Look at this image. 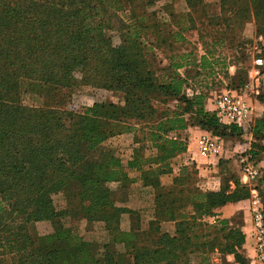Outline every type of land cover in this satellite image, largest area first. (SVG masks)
Segmentation results:
<instances>
[{
	"label": "trees",
	"instance_id": "trees-1",
	"mask_svg": "<svg viewBox=\"0 0 264 264\" xmlns=\"http://www.w3.org/2000/svg\"><path fill=\"white\" fill-rule=\"evenodd\" d=\"M185 2L191 12H204V0ZM127 4L131 2L0 0V249L9 256L0 264H213L216 251L249 264L242 253L245 234L218 219L220 209L249 199V190L235 181L230 195L225 188L202 192L193 188L188 167L177 173L171 163L188 151L181 132L190 126L223 142L240 140L245 131L221 123L206 108L208 93L190 88L186 70L194 46L184 36L187 29L166 35L177 51L166 80L144 56L141 37L150 26L133 30L122 23L123 43L114 44L106 30L112 20H120ZM220 4L222 15L234 14L238 24L254 19L264 33V0ZM211 60L201 56L199 70H212ZM182 69L187 75L180 74ZM246 81L229 88L240 89ZM23 82L44 93L79 86L118 91L125 105L31 108L22 103ZM170 101L176 103L174 109L168 107ZM130 121L148 124L139 129L142 137L135 136L133 155L125 159L105 146L132 132ZM247 132L252 137L249 154L256 158L264 153V117ZM166 179H172L171 186ZM113 183L123 194L133 184L162 191L154 196L155 221L146 231L139 224L121 230V218L129 211L117 206L122 197L110 188ZM59 194L69 195L68 209L57 210L54 197ZM68 216L89 225L103 223L111 242L93 243L65 227ZM44 222L53 233L40 236L36 224ZM161 222L173 223L175 233H161ZM206 231L223 234L210 241Z\"/></svg>",
	"mask_w": 264,
	"mask_h": 264
},
{
	"label": "rangeland",
	"instance_id": "rangeland-1",
	"mask_svg": "<svg viewBox=\"0 0 264 264\" xmlns=\"http://www.w3.org/2000/svg\"><path fill=\"white\" fill-rule=\"evenodd\" d=\"M128 1L131 2V4H127L125 10L119 12L120 20L115 19V21L112 20L110 22L111 27L106 30V34L108 37L112 38L114 44L118 46L123 43L124 39L123 33L125 32L121 30L123 24L130 26L133 30L139 29L140 27L150 26L151 28L145 30L141 37V40L144 41L145 45L144 56L150 64L151 70L162 80L167 79L170 73V70H168L170 59L177 54L175 46L172 47V40L166 35L177 33L178 28L187 29L184 31V36L187 35L189 29L197 31L194 33V38L190 39V41L195 44L192 52L193 57L188 62V70L186 71H188L187 74L190 77V88L196 92L203 91L208 93L209 100L214 101L222 95L225 89H231L229 87H234L240 80H247L246 84H248L251 79L250 70L252 69L254 59L259 57L264 59V33L258 31L257 22L254 19H251L248 22H241V24H238L239 22L234 17V14L229 12H226L224 15L220 12V14L216 16L215 14H218L219 10L221 11L220 0H204V12L198 11L197 13L190 11L185 0ZM166 39L168 40L164 42ZM201 56H209L210 59H212L211 62L214 63L212 70H199L198 61ZM179 72L182 75H187L183 69ZM262 81L263 86H261L260 96H255L252 93H250V96L257 99L259 102L262 101V103H264V74ZM33 89L34 88H30V85H28L27 82H23L21 85L22 103L31 108H53L69 111L72 110L73 106H79L81 108L92 107L95 104L116 106L125 105V96L123 93L93 86H79L70 91L58 90L55 92L54 90H50L48 93L39 92L37 90L33 91ZM187 95L192 97L194 93L192 90L188 89ZM168 105V107L174 109L176 103L170 101L168 102ZM157 106L159 109L167 107L162 105ZM256 115H259L258 110L256 111ZM261 117H264V114L260 117H256L254 120ZM129 123L134 127V130L121 136L131 138L133 141L135 136H138V138L142 137V135L139 134V129L146 126L148 122L142 124L136 121H130ZM249 138L250 134L245 130V133L240 140L223 142L219 139L218 143L221 147V152L217 157H211H220L218 160L216 159V162L219 161V170L216 173L200 176L199 171L195 170L193 162L185 156L182 159V165L188 167L189 171L193 174V188H197L202 192H217L225 188L227 194L230 195L236 190L235 181H239L243 187L249 190V199L241 201L246 203L245 206H243V209L232 216L222 217V208L219 210L218 219L220 221H227L229 227H238L245 234L246 242L242 248V253L249 261V264H264V250L261 251L258 239L254 234L256 223L255 200H259L261 208L264 211V183L262 182L264 178V153L253 158L249 154L250 147L246 152L245 148L238 147L233 158H229L228 161L225 158L227 151H230L231 145L235 148V146L239 144H249L252 142V140H250V142L248 141ZM109 146L116 147L111 144ZM199 149L200 146L198 151ZM228 156L231 157V153L228 154ZM249 156L252 164L259 170V176L255 180H249L242 171L245 166V164L242 163V159ZM212 167L213 166H210V169H212ZM234 170H240L241 173L234 172ZM210 175H213L212 177H217L219 181L217 186H213V183L209 184L211 178ZM165 182L169 187L172 185L173 181L172 179H166ZM110 188L112 190L115 189L112 188V184L110 185ZM146 190L149 192L152 200L156 194L162 192L161 190ZM54 202L59 211L68 209L71 205L69 195L66 194L55 196ZM230 205L232 204L227 206ZM246 213L248 214V218H246ZM207 221L210 224H215L214 219H208ZM99 223L100 222L89 225V223L83 219L75 220L72 216L64 218L65 227L78 230L79 234H82L87 240L99 244L111 242L112 239L110 236L107 238L108 241L104 242L105 234L103 233L105 228L103 225H99ZM163 223L164 222H161V225H159L161 233H165L162 226ZM248 226H252L253 229L251 246L255 249L254 257L250 256L246 248L247 234L245 229L248 228ZM36 228L40 236L53 233L52 225L47 222L37 223ZM174 233L175 225L173 234ZM206 233L211 234L210 241L214 237L223 234L215 233V231H206L205 234ZM117 250L120 252L124 251V249L119 247H117ZM1 254H3V250L0 249V260L9 259L8 254L5 256H2ZM212 263L238 264L233 255H220L217 251L212 259Z\"/></svg>",
	"mask_w": 264,
	"mask_h": 264
},
{
	"label": "crops",
	"instance_id": "crops-1",
	"mask_svg": "<svg viewBox=\"0 0 264 264\" xmlns=\"http://www.w3.org/2000/svg\"><path fill=\"white\" fill-rule=\"evenodd\" d=\"M217 12V11H216ZM220 10L218 14H215L216 16H218L220 14ZM197 32L196 30L192 29V30H188L186 37V40L189 41L190 43H192V45L194 46L195 43L191 42L190 39L194 38V33ZM189 35V36H188ZM227 90V89H225ZM225 90L223 91L222 95L224 94ZM249 102L253 108V120L256 117H260L262 114H264V103L259 102L257 99L251 97L249 99ZM206 108L209 111H214V105H213V100H209V102L206 105ZM259 111V115H256V111ZM205 131H202L201 129L197 128V127H193L190 126L187 130H184L181 132V136L184 140L188 141V151L176 158H174L171 163H172V167L174 169L175 172L180 171V169L182 168V159L185 157H188L194 164L195 166V170L199 171V175L200 176H205L208 174H213L218 172V162H216V159L218 160L219 158H210V159H204L201 155H200V149L198 151V148L200 146V139L202 136L205 135ZM250 140H252V137L250 135L249 138V142ZM109 144L111 145H115L116 147H110V146H106L107 149H112L115 153H119L121 154V156L125 159H130L133 155V149L136 147V145L134 144V141L131 138H127L124 136L121 137H117L114 138L113 140H111L109 142ZM250 144H239L236 145L235 148L234 146H230V151H227V155H226V159L228 161L229 158H233L234 155L236 154L235 152H237L238 147L239 148H245V152L246 150L249 149ZM229 152V153H228ZM244 152V151H243ZM231 153V157L228 156V154ZM232 164V162H231ZM226 165V164H225ZM210 166H213L212 169H210ZM234 172H240L239 170H234ZM210 183H213V186H217V184L219 183L217 177H212L213 175H210ZM112 188L116 193H118V197L121 199H118L117 201V206L128 210L129 212H126L123 214L122 219H121V225L120 228L123 231H132L133 228L136 225H141L142 226V230H147L148 226L150 224L151 221H153L154 218V209H153V200L152 198H150V194L146 189H142L139 187L138 184H133L131 186V188L129 189V191L126 194L120 193L119 190V185L116 183L112 184ZM245 202H240V203H235L232 204L230 206H226L222 209L221 213H222V217L224 216H232L233 214L237 213L238 211H240L241 209H243L245 206ZM246 218H248V214L246 213ZM99 225H103V223H99ZM163 228H164V232L169 233V234H173L174 232V224L173 223H163L162 224ZM105 230V229H104ZM245 232L247 234V243H246V248L248 250V253L250 254L251 257L255 256V249L252 248L251 246V238H252V233H253V229L252 226H248V228L245 229ZM105 234V241L107 242V238L109 236L108 232L105 230L104 233ZM253 239V238H252ZM121 248V247H120Z\"/></svg>",
	"mask_w": 264,
	"mask_h": 264
},
{
	"label": "built area",
	"instance_id": "built-area-1",
	"mask_svg": "<svg viewBox=\"0 0 264 264\" xmlns=\"http://www.w3.org/2000/svg\"><path fill=\"white\" fill-rule=\"evenodd\" d=\"M250 70V82L240 89H227L224 94L213 101L214 111L220 122L225 125H235L244 131L250 128L253 123V108L249 102L250 93L259 96L263 79L264 59L256 58ZM219 139L211 133L206 132L200 139V155L204 159L217 157L221 147ZM245 164L242 171L249 180H255L259 176V170L250 161V156L242 159ZM255 205V229L254 234L258 239L261 251L264 250V211L259 200L254 201Z\"/></svg>",
	"mask_w": 264,
	"mask_h": 264
}]
</instances>
